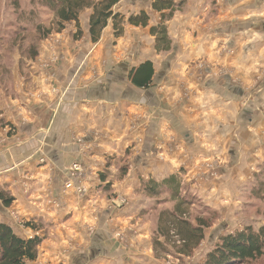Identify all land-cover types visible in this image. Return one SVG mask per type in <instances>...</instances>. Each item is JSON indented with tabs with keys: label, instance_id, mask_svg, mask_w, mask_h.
Listing matches in <instances>:
<instances>
[{
	"label": "crops",
	"instance_id": "crops-1",
	"mask_svg": "<svg viewBox=\"0 0 264 264\" xmlns=\"http://www.w3.org/2000/svg\"><path fill=\"white\" fill-rule=\"evenodd\" d=\"M213 1L187 0L185 9L166 22L171 38L166 51H156L149 33L150 26L160 22L151 0H119L115 11L128 15L145 10L149 25L126 24L116 38L108 21L96 43L89 38L90 12L83 11L79 38H73V23L49 34L30 64L31 81L19 73L14 95L0 91L2 116L14 127L11 136L6 128L0 131V185L14 196L9 207L0 202V222L9 223L19 236H44L35 263L54 259H66L68 264L160 263L152 251H142L143 245L149 248L146 222L133 237L138 244L115 243L111 223L126 222L137 211L132 208L121 215L106 209L96 188L103 184L101 169L107 178L117 171L114 164L102 166L100 159L114 156L116 148L131 141L132 132L122 125L125 113L134 114V133L141 144L136 154H130L133 161L125 178L117 181L121 193L139 189L140 177L162 179L185 172L184 180L202 201L228 219L208 228L205 237L241 227L232 211L234 203L242 182L264 163V83L252 87L250 75L258 67L250 68L246 58L253 59V53L242 34L231 35V18L239 19L254 7L242 0ZM225 46L234 49L230 52ZM146 60L154 68L152 84L136 87L129 81V71ZM207 60L235 64L240 83L217 75L216 69H201ZM214 158L219 173L204 179V164ZM74 162L83 168L75 183L88 189L84 196L64 188ZM232 218L240 226L233 227ZM30 221L38 228L27 226ZM201 243L209 247L204 240ZM137 246L142 249L134 252Z\"/></svg>",
	"mask_w": 264,
	"mask_h": 264
},
{
	"label": "trees",
	"instance_id": "trees-1",
	"mask_svg": "<svg viewBox=\"0 0 264 264\" xmlns=\"http://www.w3.org/2000/svg\"><path fill=\"white\" fill-rule=\"evenodd\" d=\"M118 2L119 0H30V7L26 10L21 7V0H9L16 28L7 26L10 29L8 30L10 37L6 39L14 47L18 45L24 56L32 60L38 55L39 43L53 31L60 33L66 27V23H73L76 26L73 38H79L82 35L79 16L86 10L90 12L89 38L93 43L99 41L108 21L113 25V35L116 38L124 32L126 24L143 27L149 25V17L145 10L125 15L113 9ZM186 2L187 0H151V7L160 13V22L151 25L149 29L150 35L155 38L156 51H166L170 48L171 38L167 33L166 22L173 18L175 13L183 11ZM35 5L51 12L53 26L44 25L40 18L41 12L34 7ZM9 64L0 63V91L2 75L4 73L11 75ZM153 73L152 62L146 60L131 68L129 81L136 87L147 88L152 84ZM4 128L8 136L14 133V127L2 116L0 109V131ZM110 162L108 160L107 166ZM257 170L249 181V196L260 200L264 199V163L259 165ZM125 171V167H120L121 176L125 175ZM100 177L106 183L102 188L108 191L110 182L107 180V174L101 173ZM139 188L146 197L154 200L153 205H149L143 211L154 212L151 216L156 217L151 241L156 256L170 253L167 245H172L180 257L192 256L204 240L206 230L215 221V210L201 200L190 184L183 179L182 172L171 173L162 179L141 178ZM13 201L14 196L9 190L0 186L1 204L9 207ZM162 202L171 204L158 210V204ZM200 203H203V211L198 213L195 208ZM31 222H27L26 225L37 229L38 227ZM42 240L43 236L39 234L32 237L19 236L9 223L0 222V264H27L35 261ZM211 246L201 264H259L264 257V221L258 228L250 223L231 232L221 233Z\"/></svg>",
	"mask_w": 264,
	"mask_h": 264
},
{
	"label": "rangeland",
	"instance_id": "rangeland-1",
	"mask_svg": "<svg viewBox=\"0 0 264 264\" xmlns=\"http://www.w3.org/2000/svg\"><path fill=\"white\" fill-rule=\"evenodd\" d=\"M210 2H215L213 0H209ZM233 1V0H232ZM241 0H236V2H238ZM245 2H249L251 4V6H253L254 8L251 10H249L250 8H248V10H246V12H244V16H240L239 19H237V21H235L236 19L231 18L232 21V25H231V35H240L242 34V41L243 43L247 46L248 51H250L249 53H253L252 57L253 59L249 56L246 58L247 60V65H250V68L255 69V67H258V70L256 72H254L253 74H251L250 72V76H252L250 78L251 82H252V87L254 88H259L260 84L264 83V53L263 55L261 54V43L263 42L262 39H264V34L262 32V26L264 24V2L261 0H242ZM9 0H1V14H0V63L1 64H7L10 63V69H11V75L8 73H4L2 75V92H13V87L17 86L18 82H19V73L21 74L22 78H25V80L31 81L32 78V74H33V69L30 68V64L32 63V61L34 59H28L26 56H24V52H22L21 49L17 47L11 45V43L7 40L10 37V33L8 30L9 27L11 28H16L14 27V22H15V17L13 16L14 13L11 11L10 7H9ZM21 7H23L24 9H29L30 7V0H21ZM35 8L39 9L41 12L40 13V18L42 20V22H44V25L48 26H53L51 23V18H52V14L50 11H48L47 9H43L41 7H37L36 5L34 6ZM239 21V22H238ZM9 26V27H7ZM56 32V31H53ZM8 34V35H7ZM31 34H29V37L31 38ZM48 37V36H47ZM7 38V39H6ZM46 39V38H45ZM43 39V40H45ZM42 40V41H43ZM41 41V42H42ZM41 42L38 45V50L40 48ZM248 44V45H247ZM263 48V47H262ZM21 51H19V50ZM228 51H232L234 48H229L228 46H225V50ZM257 50V51H256ZM39 52V51H38ZM206 61V60H203ZM29 64V65H28ZM254 64V65H253ZM18 65V69L19 71H16V67ZM201 69H207L209 71H211L212 69H216L215 72L217 75L220 76H224V75H228L229 77L233 78L235 81H239L240 83V73L239 70L237 69V67L235 66V64H233V67L223 64H219L217 65L216 62L214 61H208L207 60V64H204L203 62H201L200 65ZM218 67V68H217ZM21 78V80H22ZM255 90V89H254ZM1 92V94H3ZM6 92V93H7ZM8 93V94H9ZM13 95L15 94L14 92L12 93ZM253 101L257 102V99H255V97L253 98ZM125 122L122 124L123 127L126 126L127 129H129L132 133H131V139L128 140V142H125V145L123 147H121L120 149L116 148V152L119 154H116V152H113L114 156H105V160L100 159L102 162V166H104L105 168H109L110 166H113L112 164H114L115 168H116V176L115 177H110L107 180L110 182V187L108 191H105L102 187L106 184L103 182L102 185L97 186L96 188L99 189L98 191V195L104 198L105 200V208L112 210L114 213H121V215H126L128 213V211L130 209L133 208L134 211H137L134 217H131L128 219V221L126 222H122L121 220L118 219H114L115 222L111 223L109 229H110V233H111V238L114 239L115 243H118L119 246H131L133 247V241L135 244H138L135 240H133L134 236L139 234L140 235V225H142L143 223H147L148 225V238H147V247L148 251L146 249V247H144V245L142 246L143 248V252L145 254H149L151 253L150 251H152L151 256L154 257L155 259H159V264H201L204 255L206 254V252L211 249V245L212 243L216 240V238H211L208 239L209 237H205L204 238V243L209 246V247H203L201 246V248H197L194 252V254L192 256H187V257H180L176 254V250L172 247V245H167V247H169V252L168 254H159V256L155 254V251L152 247V236H153V230H154V222H155V218L154 216H151L152 213H145L143 211V209H145L146 207H148L149 205L152 206L153 205V199H150L148 197H146L144 195V193L142 192V190L139 189H135L132 192L128 191L125 193H121L117 188H116V184L117 181L122 180V178H125V175L127 174V171L130 169V166L132 164V159L130 160V154H136L138 149H139V145L140 143V139H138V137H136L134 131L136 130V120L134 119V114H126L125 113ZM101 135L104 136H108V132L104 131H98ZM79 140H81L79 138ZM125 141V140H124ZM127 141V139H126ZM124 144V143H123ZM177 144V143H176ZM122 150V151H121ZM107 158V159H106ZM114 158V160L112 161V159ZM217 158H214V160L211 161H206L209 164L205 163L204 164V172L202 171V174H205L204 179H208L210 180V178L212 177V179L218 175L219 171L218 169V163H217ZM110 162V165L107 166V162ZM204 163V162H203ZM120 167H125V175L121 176V172H120ZM180 170V169H179ZM102 173H105L104 169H101ZM181 172V171H179ZM256 172H258V170H256ZM199 172H195L194 174L196 176H198ZM100 174V173H99ZM254 174V173H253ZM253 174L245 179L240 187V191H239V198L237 199L238 201L236 203H234V208L232 209V211H235V215L237 216V219H239V221L241 220V226H244L246 224H250L252 223L256 228H258V226H260V224L263 223L264 221V199H260V200H256L253 199L252 197L249 196V184H250V180L253 176ZM185 172H182V176L183 179H186L187 176H185ZM143 178L146 179V177H140L139 180ZM192 179V178H191ZM187 180V179H186ZM113 183H114V187H113ZM118 185V184H117ZM2 186V185H0ZM5 187V186H2ZM6 188V187H5ZM8 189V188H7ZM193 189V188H192ZM194 190V189H193ZM10 192V191H9ZM11 193V192H10ZM122 199L123 202H121L119 199ZM202 200V199H201ZM161 202V201H159ZM204 202V201H203ZM205 203V202H204ZM171 204V203H170ZM170 204H164L159 203L158 204V210L161 209L162 207H169ZM214 209V208H213ZM196 212L200 213L201 211H203V203H200V205H198L195 208ZM215 221L213 222L212 226L213 227L216 223H218L221 219L225 220V222H228V219H223V216H221V214H219L218 210L215 208ZM242 211H244L242 213ZM195 212V214H196ZM237 219H233L231 220V225L233 227H236L237 225H239ZM33 225V224H32ZM36 225V224H35ZM239 225V226H240ZM33 227V226H30ZM210 227V229H211ZM238 228V227H236ZM234 228V229H236ZM33 229V228H32ZM209 229H207L208 231ZM39 231V230H38ZM40 232V231H39ZM227 231H224L222 233H225ZM39 234V233H38ZM36 235V234H34ZM41 235V234H39ZM43 236V235H42ZM44 238V236H43ZM42 243V242H41ZM135 251L134 252H138V248H140L139 246L134 247ZM140 248V249H142ZM40 251V250H39ZM39 251H38V256H39ZM45 253V252H43ZM37 256V259H38ZM40 258H44V256L40 255ZM37 261V260H36ZM34 262H29L28 264H40L39 262L35 263ZM44 261V260H42ZM155 262V261H153ZM153 262L151 261V263L149 264H153ZM157 263V262H156ZM41 264H68V261H66V259L64 261H62V259H58V260H53V262L51 261H47V262H42ZM259 264H264V257L262 258V260L259 262Z\"/></svg>",
	"mask_w": 264,
	"mask_h": 264
},
{
	"label": "built area",
	"instance_id": "built-area-1",
	"mask_svg": "<svg viewBox=\"0 0 264 264\" xmlns=\"http://www.w3.org/2000/svg\"><path fill=\"white\" fill-rule=\"evenodd\" d=\"M69 173L68 175L69 178L65 181V185L64 188L67 189H72L74 190L77 194L79 195H86L88 193V189L82 185L81 183H75L76 180L78 178H80L82 176L83 173V168L81 166V164L74 162L68 169ZM121 202H123V200L120 198L119 199Z\"/></svg>",
	"mask_w": 264,
	"mask_h": 264
},
{
	"label": "water",
	"instance_id": "water-1",
	"mask_svg": "<svg viewBox=\"0 0 264 264\" xmlns=\"http://www.w3.org/2000/svg\"><path fill=\"white\" fill-rule=\"evenodd\" d=\"M263 30H264V24H263Z\"/></svg>",
	"mask_w": 264,
	"mask_h": 264
}]
</instances>
